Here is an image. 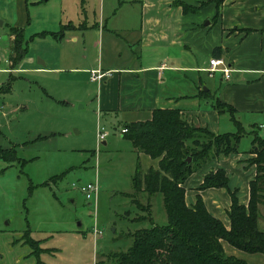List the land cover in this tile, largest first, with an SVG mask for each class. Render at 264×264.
<instances>
[{
  "label": "crops",
  "instance_id": "obj_1",
  "mask_svg": "<svg viewBox=\"0 0 264 264\" xmlns=\"http://www.w3.org/2000/svg\"><path fill=\"white\" fill-rule=\"evenodd\" d=\"M176 1L70 0L69 7L63 1L59 24L67 23L69 27L62 30L60 38L52 36L56 50L52 48L48 56L42 53L44 61L38 62L35 69L44 71L50 66L42 65L54 55L60 58L70 80L92 91L96 116L119 128L121 139L126 138L121 132L125 123L150 119L156 108H176L187 123L215 133L232 131L235 126L245 133L256 128L264 135V0H224L219 10L215 0H180L199 7L187 13ZM30 4L39 6L40 1L32 0ZM72 5L70 15L66 9ZM17 6L19 18L10 22L12 27L24 30L31 22L27 0H17ZM12 39L9 32L3 36L8 43L6 68L10 74L20 69L19 62L13 67L9 64ZM92 43H97L99 51L94 56L90 52ZM210 57H222L231 66L228 79L219 71L209 74L206 67ZM91 67L107 72L100 80H92L88 72ZM215 99L235 108L237 125L229 113L226 117L227 112L214 107ZM107 136L102 141L104 145H108ZM131 145L141 159L143 171L157 166L156 158ZM250 148L251 140L249 147L239 146L236 152L212 157L193 171L183 182L186 201L193 203L200 194L207 209L229 227V192L224 187L197 186L207 172L223 168L229 187L237 189L240 200L247 204L249 182L256 174V165L248 163L255 155ZM258 208V222L261 220L264 226V203H259ZM222 244L227 254L249 264H264L262 252L245 251L224 240Z\"/></svg>",
  "mask_w": 264,
  "mask_h": 264
},
{
  "label": "rangeland",
  "instance_id": "obj_2",
  "mask_svg": "<svg viewBox=\"0 0 264 264\" xmlns=\"http://www.w3.org/2000/svg\"><path fill=\"white\" fill-rule=\"evenodd\" d=\"M31 1V22L23 30L27 51L19 71L10 74L3 36L12 27L10 19L19 18L18 6L17 0H0V146L14 147L16 154L13 160L0 157V264H35L31 247L21 237L27 228L48 248L40 253L42 264H116L110 252L127 249V234L150 225L148 219H137L149 215L158 224L166 223L162 195L155 194L148 207L143 194L135 193L143 204L138 207L128 193L133 191L137 161L144 168L130 141L96 116L92 91L70 80L60 58L54 55L42 65L50 66L44 71L35 69L44 61L42 53L48 56L56 50L51 33L67 24H59V19L63 1L69 7L70 0H38L39 6ZM72 7L66 9L70 15ZM118 15L121 19L122 9ZM41 32L47 35L41 37ZM90 52L99 54L97 43ZM97 124L109 132L108 145L98 143ZM250 140L251 133L243 134L240 148L249 147ZM83 181L96 182V197L87 199L78 190ZM259 226L264 228L261 220Z\"/></svg>",
  "mask_w": 264,
  "mask_h": 264
},
{
  "label": "trees",
  "instance_id": "obj_3",
  "mask_svg": "<svg viewBox=\"0 0 264 264\" xmlns=\"http://www.w3.org/2000/svg\"><path fill=\"white\" fill-rule=\"evenodd\" d=\"M223 1L215 0L217 10ZM174 3L182 6L184 13L199 8L188 6L180 0ZM67 27L68 24L63 25L60 32L51 35L60 38L62 30ZM9 33L13 39L8 57L13 67L25 55L27 47L22 28L10 27ZM38 35L42 37L47 33ZM213 105L219 112L229 113L237 125L232 105L220 99H215ZM123 127H126L123 136L133 146L158 160L156 167L149 166L145 171L141 170V164L137 161L132 177L133 191L128 195L133 196L141 208L143 204L137 201L135 193L146 195L147 206H151L155 194H161L166 223L158 224L149 215L137 219H148L150 225L127 234L131 239L127 249L110 252L116 264H249L242 258L227 254L223 240L242 250L264 254V229L259 227L258 222V204L264 203V137L258 135L256 128L250 130V151L255 155L248 159V163L256 165V174L249 182L247 204L240 200L237 189L229 187L223 168L207 172L197 186L198 189L224 187L229 192L231 203L227 215L230 225L226 227L220 218L207 209L200 194H196L193 203L186 201L183 182L210 158L236 152L245 133L243 128L215 133L206 127L187 123L176 108H156L150 119L125 123ZM0 157L15 159L14 147L0 146ZM21 237L23 243L31 247L29 254L35 256V264H42L40 253L48 248L41 247V239L32 237L28 228ZM17 241L18 238L12 242Z\"/></svg>",
  "mask_w": 264,
  "mask_h": 264
},
{
  "label": "built area",
  "instance_id": "obj_4",
  "mask_svg": "<svg viewBox=\"0 0 264 264\" xmlns=\"http://www.w3.org/2000/svg\"><path fill=\"white\" fill-rule=\"evenodd\" d=\"M206 69L209 71V74L212 75L215 71H219L223 74L225 78L230 77L232 68L226 60L222 57H210L208 66ZM89 77L92 80H100L107 71L101 70L99 67L88 68ZM126 127L121 128V132H124ZM108 135L107 129L103 125L97 126V140L98 143L102 142L104 138ZM75 184V182H72ZM78 190L84 194L85 198L90 199L96 197L98 186L94 181H83L77 184ZM94 234H101L100 230H93Z\"/></svg>",
  "mask_w": 264,
  "mask_h": 264
},
{
  "label": "water",
  "instance_id": "obj_5",
  "mask_svg": "<svg viewBox=\"0 0 264 264\" xmlns=\"http://www.w3.org/2000/svg\"><path fill=\"white\" fill-rule=\"evenodd\" d=\"M2 24V22L0 21V25ZM39 62L40 63H43V60H39ZM189 159H190V157H189Z\"/></svg>",
  "mask_w": 264,
  "mask_h": 264
}]
</instances>
